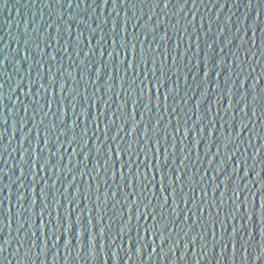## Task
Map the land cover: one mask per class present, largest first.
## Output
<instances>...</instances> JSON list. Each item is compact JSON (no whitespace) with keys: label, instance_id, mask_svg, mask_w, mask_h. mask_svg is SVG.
I'll return each instance as SVG.
<instances>
[{"label":"water","instance_id":"water-1","mask_svg":"<svg viewBox=\"0 0 264 264\" xmlns=\"http://www.w3.org/2000/svg\"><path fill=\"white\" fill-rule=\"evenodd\" d=\"M0 264H264V0H0Z\"/></svg>","mask_w":264,"mask_h":264}]
</instances>
